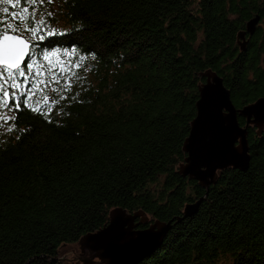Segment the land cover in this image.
Segmentation results:
<instances>
[{
  "label": "trees",
  "instance_id": "trees-1",
  "mask_svg": "<svg viewBox=\"0 0 264 264\" xmlns=\"http://www.w3.org/2000/svg\"><path fill=\"white\" fill-rule=\"evenodd\" d=\"M12 3L0 2V31L21 15L38 31L19 33L34 66L19 109L0 112L15 117L0 119V264H69L113 210L143 212L144 229L204 196L139 264H264V130L248 129V170L219 172L208 194L179 173L207 71L237 108L264 96V0Z\"/></svg>",
  "mask_w": 264,
  "mask_h": 264
},
{
  "label": "water",
  "instance_id": "water-1",
  "mask_svg": "<svg viewBox=\"0 0 264 264\" xmlns=\"http://www.w3.org/2000/svg\"><path fill=\"white\" fill-rule=\"evenodd\" d=\"M259 22L260 16L251 19L246 29L238 34L241 50L247 46L246 35H253ZM28 43L30 49L22 66L27 63L31 52L32 43ZM203 76L206 81L199 86L197 114L183 146L187 158L180 166L179 173L198 182L208 194L210 187L216 184L219 172L229 168L248 170L251 160L248 129L255 127L258 134L264 130V96L252 104L237 108L223 78L212 71H207ZM239 118L246 120L245 127L240 125ZM204 199L205 196L185 205L183 217L169 222L155 221L144 229H139V226L147 225L149 220L143 212L130 214L119 208L113 210L105 228L80 240L81 253L90 255L89 259H84V264H91L95 259L99 260V264H139L159 249L174 221L180 223L195 215ZM138 219L140 221L136 222Z\"/></svg>",
  "mask_w": 264,
  "mask_h": 264
},
{
  "label": "snow or ice",
  "instance_id": "snow-or-ice-1",
  "mask_svg": "<svg viewBox=\"0 0 264 264\" xmlns=\"http://www.w3.org/2000/svg\"><path fill=\"white\" fill-rule=\"evenodd\" d=\"M0 2L11 4L13 8L17 5L12 3V0H0ZM36 0H31L32 4H35ZM25 5L29 3V0H24ZM3 11L8 13V8H4ZM28 12V7L25 6L22 8V13ZM15 20L16 17L13 16ZM29 17H24L21 15L17 23L12 24L7 21L2 22L4 25V30L0 31V107H7L10 103L9 89H13L11 92V100H16L15 107L19 109L20 103L17 99V91L23 86L27 88V83L29 80V74L32 72L33 64H28L26 67L28 72L26 73L25 67L22 66V62L28 54L30 49V44L27 39L24 38L21 34L22 32H32L35 34L38 31L36 27L28 26ZM41 23H43L41 21ZM11 33V34H9ZM43 38V37H41ZM44 59H49L48 56H45ZM63 71V69H61ZM39 75V73H37ZM20 78H23V84L21 83ZM11 82V83H9ZM53 82L59 83L56 80L55 76L53 77ZM44 83V81H40ZM21 96L26 95V92H20ZM28 99H31V95H28ZM47 102V97L44 98ZM27 104V100L25 101ZM33 110L39 111V108ZM0 119H15V117H7L0 115Z\"/></svg>",
  "mask_w": 264,
  "mask_h": 264
},
{
  "label": "rangeland",
  "instance_id": "rangeland-1",
  "mask_svg": "<svg viewBox=\"0 0 264 264\" xmlns=\"http://www.w3.org/2000/svg\"><path fill=\"white\" fill-rule=\"evenodd\" d=\"M56 1V0H52ZM63 258H66L69 264H84V259H89V254H82L80 251V246H73L69 248L66 253L64 254ZM94 264H99V260H93Z\"/></svg>",
  "mask_w": 264,
  "mask_h": 264
},
{
  "label": "flooded vegetation",
  "instance_id": "flooded-vegetation-1",
  "mask_svg": "<svg viewBox=\"0 0 264 264\" xmlns=\"http://www.w3.org/2000/svg\"><path fill=\"white\" fill-rule=\"evenodd\" d=\"M245 38H247V35H246ZM246 40H247V39H246ZM26 64H27V63H26ZM26 64H25V65H26ZM25 65H23V66H25ZM9 96H10V98H11V90H10V89H9ZM9 105H10V103H9ZM9 105H8V106H9ZM3 109H6V107H0V112H1V110H3ZM139 229H142V228H139ZM91 264H94L93 261L91 262Z\"/></svg>",
  "mask_w": 264,
  "mask_h": 264
}]
</instances>
